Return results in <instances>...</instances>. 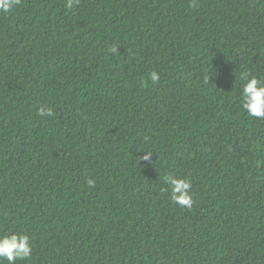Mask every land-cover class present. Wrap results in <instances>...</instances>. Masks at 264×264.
<instances>
[{"label": "trees", "instance_id": "1", "mask_svg": "<svg viewBox=\"0 0 264 264\" xmlns=\"http://www.w3.org/2000/svg\"><path fill=\"white\" fill-rule=\"evenodd\" d=\"M245 74L264 82V0L0 11V236L33 249L16 264H264V119L242 107ZM169 174L190 180V208Z\"/></svg>", "mask_w": 264, "mask_h": 264}, {"label": "clouds", "instance_id": "2", "mask_svg": "<svg viewBox=\"0 0 264 264\" xmlns=\"http://www.w3.org/2000/svg\"><path fill=\"white\" fill-rule=\"evenodd\" d=\"M20 0H0V11H11ZM74 3L78 0H67V7L72 8ZM113 52L118 49L113 46ZM244 83L242 85V107L250 117L264 119V82L260 81L255 76H248L245 74ZM207 77L205 80L207 81ZM153 82L158 80L155 73L151 74ZM40 116L53 115L51 108L41 107L38 109ZM151 155L146 153L142 159L150 161ZM165 183L168 185L171 200L182 207L192 206V197L190 194L191 182L186 178H178L175 174H169L164 177ZM94 183L88 180L91 186ZM33 254L32 244L30 237L23 233H13L9 235L0 236V261L6 260L8 264H16L17 260H26Z\"/></svg>", "mask_w": 264, "mask_h": 264}]
</instances>
